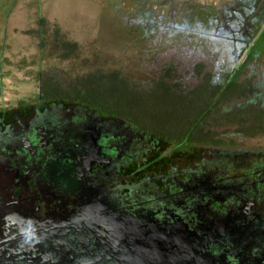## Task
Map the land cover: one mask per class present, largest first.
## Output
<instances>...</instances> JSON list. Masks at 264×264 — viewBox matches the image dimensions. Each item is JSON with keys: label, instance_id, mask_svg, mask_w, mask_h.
Here are the masks:
<instances>
[{"label": "flooded vegetation", "instance_id": "obj_1", "mask_svg": "<svg viewBox=\"0 0 264 264\" xmlns=\"http://www.w3.org/2000/svg\"><path fill=\"white\" fill-rule=\"evenodd\" d=\"M41 96L0 108V264H264L263 152Z\"/></svg>", "mask_w": 264, "mask_h": 264}, {"label": "rangeland", "instance_id": "obj_2", "mask_svg": "<svg viewBox=\"0 0 264 264\" xmlns=\"http://www.w3.org/2000/svg\"><path fill=\"white\" fill-rule=\"evenodd\" d=\"M263 25L264 0H0V108L38 102L47 77L66 88L114 69L140 86L189 91L203 83L200 70L224 81L246 62L239 79L262 92L264 52L249 51ZM68 41L78 50L64 58ZM218 131L233 148L264 153V133Z\"/></svg>", "mask_w": 264, "mask_h": 264}, {"label": "trees", "instance_id": "obj_3", "mask_svg": "<svg viewBox=\"0 0 264 264\" xmlns=\"http://www.w3.org/2000/svg\"><path fill=\"white\" fill-rule=\"evenodd\" d=\"M202 9L205 10L203 6ZM63 46L64 58L78 50L77 42H64ZM261 51L264 52V30L254 41L250 57ZM245 66L246 62L240 63L224 81L200 70L203 83L189 91L177 88L180 92L174 89L181 85L165 80L151 87L140 86L115 69L77 77L66 88L55 77H47L41 82V100L52 103L64 99L93 106L141 126L154 142V152L173 146L179 152H194L190 156L200 157L205 145L227 143L220 136V127L239 125L240 130L253 131L246 132L249 135L264 133V90L261 92L259 83L251 79H239Z\"/></svg>", "mask_w": 264, "mask_h": 264}, {"label": "bare ground", "instance_id": "obj_4", "mask_svg": "<svg viewBox=\"0 0 264 264\" xmlns=\"http://www.w3.org/2000/svg\"><path fill=\"white\" fill-rule=\"evenodd\" d=\"M264 30V25L262 26V28H261V30H260V32H259V34H258V36L256 37V38H254V40L252 41V43H254V41L256 40V39H258V37L260 36V34L262 33V31ZM261 38V37H260ZM249 51V50H248ZM248 54V52L246 53V55Z\"/></svg>", "mask_w": 264, "mask_h": 264}]
</instances>
